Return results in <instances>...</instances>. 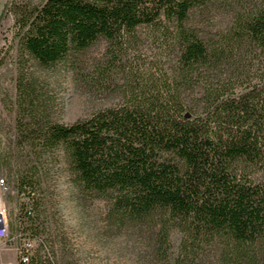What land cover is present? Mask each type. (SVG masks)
I'll use <instances>...</instances> for the list:
<instances>
[{
  "label": "trees",
  "instance_id": "obj_1",
  "mask_svg": "<svg viewBox=\"0 0 264 264\" xmlns=\"http://www.w3.org/2000/svg\"><path fill=\"white\" fill-rule=\"evenodd\" d=\"M10 10L13 157L30 166L17 181L26 197L18 236L45 230L42 183L59 164L80 204L101 200L117 229L155 232L161 264H264V0H45ZM143 39L155 49L146 59ZM101 40L103 57L88 58ZM63 74L112 82L119 99L61 122L48 78ZM47 262L37 253L29 264Z\"/></svg>",
  "mask_w": 264,
  "mask_h": 264
},
{
  "label": "rangeland",
  "instance_id": "obj_2",
  "mask_svg": "<svg viewBox=\"0 0 264 264\" xmlns=\"http://www.w3.org/2000/svg\"><path fill=\"white\" fill-rule=\"evenodd\" d=\"M44 1L0 0V173L8 181L4 195L8 237L0 239V262L14 261L21 250L28 249L31 256L42 254L47 264H161L154 247L155 232L145 226L117 229L107 222L105 203L101 200L80 204L71 194L66 166L59 164L47 166L50 170L42 183L47 202L45 230L32 239L18 236L19 205L26 197L19 192L17 181L30 166L22 158L13 157L17 137L18 38L10 9L18 2L39 4ZM105 51L106 42L101 40L87 56L101 58ZM154 53L152 43L143 39L140 57L146 59ZM130 57L133 59L134 55ZM38 73L50 76L47 71ZM115 77L117 82H123L122 74ZM48 80L51 81L48 93L54 98L52 114L61 122L86 117L119 99L112 82L106 87H90L74 74H63L58 79L51 75ZM170 240L176 257L180 252V233L173 230Z\"/></svg>",
  "mask_w": 264,
  "mask_h": 264
},
{
  "label": "built area",
  "instance_id": "obj_3",
  "mask_svg": "<svg viewBox=\"0 0 264 264\" xmlns=\"http://www.w3.org/2000/svg\"><path fill=\"white\" fill-rule=\"evenodd\" d=\"M8 190L7 178L0 173V239L8 237V223L6 219V206L4 202V195ZM31 254L28 249L21 250L16 260L8 262L6 264H29Z\"/></svg>",
  "mask_w": 264,
  "mask_h": 264
},
{
  "label": "crops",
  "instance_id": "obj_4",
  "mask_svg": "<svg viewBox=\"0 0 264 264\" xmlns=\"http://www.w3.org/2000/svg\"><path fill=\"white\" fill-rule=\"evenodd\" d=\"M0 264H5L4 262H0Z\"/></svg>",
  "mask_w": 264,
  "mask_h": 264
}]
</instances>
